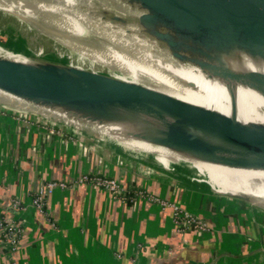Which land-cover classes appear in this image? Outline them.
Masks as SVG:
<instances>
[{
    "label": "crops",
    "instance_id": "obj_1",
    "mask_svg": "<svg viewBox=\"0 0 264 264\" xmlns=\"http://www.w3.org/2000/svg\"><path fill=\"white\" fill-rule=\"evenodd\" d=\"M105 140L0 104V264H264V207ZM98 177L117 179L120 191ZM50 181L66 185L39 208ZM176 206L203 227L185 224ZM4 223L20 228L16 243Z\"/></svg>",
    "mask_w": 264,
    "mask_h": 264
},
{
    "label": "water",
    "instance_id": "obj_2",
    "mask_svg": "<svg viewBox=\"0 0 264 264\" xmlns=\"http://www.w3.org/2000/svg\"><path fill=\"white\" fill-rule=\"evenodd\" d=\"M124 4L159 22V29L147 32L178 60L208 66L205 57L233 46L264 55V0H128ZM113 5L118 9L115 1ZM223 73L241 76L229 69ZM248 76L264 90V73ZM0 88L33 100L61 103L91 118L126 122L128 134L202 159L264 167V123H243L143 84L77 66L0 56ZM220 193L264 207L248 195ZM147 264L179 262L167 256Z\"/></svg>",
    "mask_w": 264,
    "mask_h": 264
},
{
    "label": "bare ground",
    "instance_id": "obj_3",
    "mask_svg": "<svg viewBox=\"0 0 264 264\" xmlns=\"http://www.w3.org/2000/svg\"><path fill=\"white\" fill-rule=\"evenodd\" d=\"M114 1L121 11L96 9L90 4L91 0H0V9L29 21L59 43L80 53L82 59L90 63V67L73 62L68 64L70 66L102 73L97 66L106 65L117 71L115 74L107 73L111 76L217 110L243 123H264V90L248 76L252 72L264 73V55L233 46L216 50L210 58L205 57L208 66L178 60L168 48L159 47L138 34L159 29V22L134 13L124 4L128 0ZM34 18L40 19L41 23L33 22ZM95 34L106 40L97 39ZM114 34L118 37L116 44L112 43ZM0 56L33 62V56L11 50L3 44H0ZM128 60L145 66L152 78L137 79L133 73L119 66L121 63L130 64ZM228 69L241 76L224 75V70ZM0 104L70 123L80 132L109 133L110 137L117 134L120 140L113 138L115 142L163 170L165 165L174 167L191 182L219 192L248 195L264 206V167L235 166L202 159L128 134L130 125L126 122L91 118L64 104L33 100L2 88Z\"/></svg>",
    "mask_w": 264,
    "mask_h": 264
},
{
    "label": "rangeland",
    "instance_id": "obj_4",
    "mask_svg": "<svg viewBox=\"0 0 264 264\" xmlns=\"http://www.w3.org/2000/svg\"><path fill=\"white\" fill-rule=\"evenodd\" d=\"M113 2L114 0H92V6L99 10L108 9V10L119 11L118 9L114 7ZM32 21L38 24L41 23L40 19L38 18L37 19L34 18L32 19ZM131 32L133 31H130V33ZM138 34L141 37L148 39L149 42L154 43L159 47H163V48L166 47V45L163 42H161L155 35L149 32L141 33L140 31ZM0 36H1L0 44H3V46L11 50L33 56L34 60L38 62H55V63L66 64V65H68L70 62H73L76 64L83 65L84 67H90L89 61H84L80 53H78L77 51L71 49L70 47L64 44L59 43L57 40H55L51 36L40 31L37 27H35L29 21H26L11 12H8L2 9H0ZM94 36L99 40H102V41L106 40L103 36H100L97 34H95ZM114 39L115 40L112 41V43L116 44L118 37L115 34H114ZM122 60L123 59H113L112 61H122ZM129 63L130 64L121 63L119 64V66L133 73L135 78L137 79L143 80V78L148 79L151 77L149 75L147 68L143 66L142 64L137 63V62H132V61H129ZM97 69L105 74L117 73V71L111 69L110 67L106 65H102V64H99L97 66ZM20 112H28L29 114L37 115L43 118L44 120L52 122L53 124L62 125L69 130L78 132V130H76L73 127V125L70 123L63 122V121H59V122L54 121L50 118L44 117L43 115H39L36 112L32 113L31 111H23V110ZM80 133L90 134L87 132H80ZM102 134H92V135L100 137V139L103 141L106 138H109V140H112L113 138L120 140V138L116 137L118 136L117 134L115 135L111 134L112 135L111 137L109 136V133H102ZM116 143L120 145V143L118 142ZM118 148L121 149V151L131 154V152H129L124 147H118ZM156 152H159V151H156ZM135 156L138 159L140 158L137 155ZM165 168H166L165 171L169 172L168 170H170L171 174L184 178V175L181 170H178L174 167H170L166 165H165Z\"/></svg>",
    "mask_w": 264,
    "mask_h": 264
},
{
    "label": "built area",
    "instance_id": "obj_5",
    "mask_svg": "<svg viewBox=\"0 0 264 264\" xmlns=\"http://www.w3.org/2000/svg\"><path fill=\"white\" fill-rule=\"evenodd\" d=\"M84 178H88L87 175L83 176ZM97 183L104 185L105 187L109 188L110 190L117 192L120 191V183L117 179L111 178V177H98ZM65 182H57V181H50L46 184L42 185L40 189L37 192V195L34 199V204L42 208L44 204L45 195L49 192H52L55 188L59 186H65ZM177 213H182L185 218V224H196L201 227H203L204 223L199 221L195 216H193L191 213L185 210H180L178 206H176ZM3 227L5 229V236L8 237L12 243L17 242V236L19 234L20 228L17 225L14 224H3Z\"/></svg>",
    "mask_w": 264,
    "mask_h": 264
}]
</instances>
